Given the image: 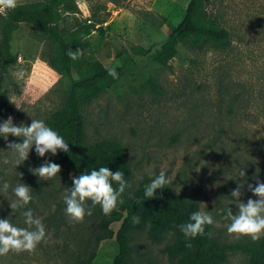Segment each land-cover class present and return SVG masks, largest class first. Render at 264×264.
I'll list each match as a JSON object with an SVG mask.
<instances>
[{"label": "rangeland", "instance_id": "1", "mask_svg": "<svg viewBox=\"0 0 264 264\" xmlns=\"http://www.w3.org/2000/svg\"><path fill=\"white\" fill-rule=\"evenodd\" d=\"M43 2L18 0L17 7ZM188 2L64 0L58 7V24L66 39L88 43L86 48H76L84 52L80 58L120 69L118 78L82 107L85 141L87 145L119 141L131 184L164 171L176 198L212 215L217 240L252 241L230 236V220L225 217L229 208L233 214L237 211L232 191L239 188L243 202L257 199L247 186L255 187L254 175L264 182V0H211L207 14L229 33L230 42L183 40L176 56L162 65L156 54L185 16ZM12 10L0 14V56L2 27ZM12 51L17 62L2 80L13 95V124L30 125L33 118L47 125L69 96L67 79L52 66L58 47L32 24L21 23ZM17 69L25 70L23 81L13 77ZM73 74L78 76L75 70ZM19 89L22 93L16 96ZM9 142L22 143V139L0 137V187L9 184L8 192L0 193V219L10 218L17 183L34 190L40 179L29 168L48 159L47 153L39 157L33 147L28 160L16 167ZM6 157L7 165L3 164ZM241 169L244 177L239 175ZM72 186V179L58 174L33 199L32 204L38 205L34 216L42 219L48 237L45 250L9 252L0 256V264H75L73 253L91 251L95 242H89L90 231L103 212L99 205L92 208L89 200L86 207L92 208V215H86L82 223L72 222L63 199ZM3 211L8 215H2ZM120 224L114 222L111 228L116 232ZM137 243L145 257L135 253L131 264H173L163 252L164 243H154L145 233L137 235ZM118 252L115 237L102 240L90 264H114ZM214 264H249V259L233 252L225 263Z\"/></svg>", "mask_w": 264, "mask_h": 264}, {"label": "trees", "instance_id": "2", "mask_svg": "<svg viewBox=\"0 0 264 264\" xmlns=\"http://www.w3.org/2000/svg\"><path fill=\"white\" fill-rule=\"evenodd\" d=\"M63 1L44 0L37 6H18L11 11L4 22L2 27L3 54L0 56V123L14 113L13 95L2 80V75L17 62V56L12 51L14 33L21 23H29L57 45L59 56L52 66L67 79L69 84L66 104L53 112L47 120V126L65 139L70 151L65 153L58 150L55 156L49 152L47 161L59 164L61 166L59 175L65 179H72L85 171L98 170L99 167L105 166L113 172L122 171L124 179L130 183L131 171L127 167L124 148L119 141L104 140L91 145H87L85 141L82 107L86 102L98 97L115 79L108 75L107 69L109 68L101 62L88 61L80 57L72 60L66 54L70 49L74 51L76 48H86L88 43L81 42L78 38L69 41L60 29L58 7ZM210 1L189 0L185 16L170 31L156 54L155 58L158 63L166 65L176 56L179 42L186 39L208 38L219 43L230 42L229 33L216 21L211 20L207 14L206 7ZM115 69L119 76L120 69ZM73 70L77 72V77L74 76ZM21 93L19 89L15 95L19 96ZM156 176L158 175L147 177L138 185L130 183L131 188L126 189L122 196L124 203L118 204L117 209L109 215L101 213L90 231L89 242H95V245L87 255L80 252L73 253L75 264L92 263L97 256L100 242L114 237L119 244V252L114 264H131L135 253L142 255V258L145 257V251H140L136 247L138 245L137 235L141 233H145L154 243H164L163 252L173 264H214L216 261L225 263L233 252L246 255L249 264H264V237L255 242H221L214 236L212 225H206L204 235L186 240L179 226L190 222L191 214L199 210L195 207H188L176 198L168 184L163 189H157L153 198L146 199L144 186ZM46 181H51V179L35 183L30 206L16 210L13 214L11 212L9 220L14 226L27 228L24 217L21 218L19 215L28 209L32 210L33 215L36 214L38 205L32 204L35 202L33 199L41 193ZM113 186L117 187L115 182ZM1 214L8 215L5 211ZM133 216L139 217V223H133ZM114 222H121L116 232L111 228ZM188 244L191 247H188ZM44 247L45 243L41 242L36 249L41 250ZM33 253L21 252V254Z\"/></svg>", "mask_w": 264, "mask_h": 264}, {"label": "clouds", "instance_id": "3", "mask_svg": "<svg viewBox=\"0 0 264 264\" xmlns=\"http://www.w3.org/2000/svg\"><path fill=\"white\" fill-rule=\"evenodd\" d=\"M18 0H0V14L7 10L17 7ZM86 39V37H84ZM70 59L76 60L81 57L83 50L66 53ZM108 75L114 79L118 78L115 68L107 69ZM17 81H23L26 73L23 69H17L12 72ZM13 117L8 116L0 124V137L8 141L9 136L22 139V143L9 142L7 148L15 158V166L28 160L29 153L35 147L36 154L44 157L46 153L55 156L58 150L69 152V145L65 139L56 131L52 130L43 120L33 119L30 125L21 123L19 126L13 124ZM10 160L6 157L3 164L7 165ZM61 171V166L50 161H46L39 167H30L29 172L37 176L40 180H50ZM19 173V177H22ZM239 175H246L243 169ZM256 180L255 187L248 184V190L257 199L249 198L246 202L240 200L242 192L234 190L231 196L235 199L236 213L233 214L232 208L227 210L225 219L230 220L227 226V233L236 239L241 237H250L252 241H258L264 235V182H261L258 175H254ZM113 182L117 187L113 186ZM170 183L166 173L161 171L158 176L144 186V196L146 199L153 198L157 189H163L166 184ZM72 187L68 188L63 199L66 204L65 213L74 223H82L86 215H92V208L99 205L104 215L111 214L117 209L118 204H123V194L126 189L131 188V184L124 179V173L120 170L111 171L108 167L101 166L98 170L85 171L78 177H72ZM242 187V185H241ZM9 184L3 183L0 187V193H7ZM15 199L9 204L12 214L16 210L25 208L32 200V189L24 183H17L13 189ZM91 201L92 208L86 207V202ZM24 223L27 228L14 226L9 219H0V256H5L9 252L33 253L41 242H47L45 226L40 217L33 215L31 209L23 211ZM133 223H139V217L133 216ZM212 215L203 210L195 211L190 216V222L181 224L180 231L184 234L185 239L195 238L205 234V226L213 225ZM211 235V233H209ZM191 247L190 244L187 245Z\"/></svg>", "mask_w": 264, "mask_h": 264}]
</instances>
